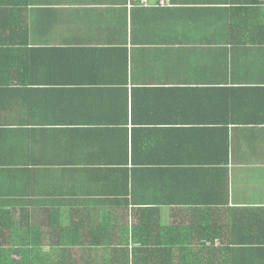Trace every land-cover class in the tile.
<instances>
[{
  "label": "crops",
  "instance_id": "0c3cea01",
  "mask_svg": "<svg viewBox=\"0 0 264 264\" xmlns=\"http://www.w3.org/2000/svg\"><path fill=\"white\" fill-rule=\"evenodd\" d=\"M241 1L0 0V164L42 167L61 264L119 239L146 264L160 244L164 264H264V7Z\"/></svg>",
  "mask_w": 264,
  "mask_h": 264
},
{
  "label": "trees",
  "instance_id": "16d2710c",
  "mask_svg": "<svg viewBox=\"0 0 264 264\" xmlns=\"http://www.w3.org/2000/svg\"><path fill=\"white\" fill-rule=\"evenodd\" d=\"M172 5V0H169ZM219 2H226L231 4L241 2V0H217ZM152 2H156L153 0ZM255 5H262L264 7V0L262 3L259 0H254ZM131 4V3H130ZM152 4V3H150ZM254 4V3H252ZM136 4L132 7L136 8ZM228 12V10H225ZM264 12V11H263ZM260 28H264V24L258 23ZM5 160H0L4 162ZM42 167L37 166H22L0 164V264H61L64 263L65 254L61 251H67L68 246L65 241L67 229L64 224H61V218L66 216L64 213L44 209L43 212L38 210L37 202H40L45 196L44 193H34L35 177L37 171ZM14 176V177H10ZM5 179V181H4ZM27 188V193L25 192ZM59 196V202L66 204L65 198L71 200L80 193H68L61 190L56 193ZM72 209L70 212L71 219L75 221L82 219V212L79 211L82 202L79 205H74L70 201ZM65 218V217H64ZM80 228V227H79ZM72 233L76 234L79 229L74 225L70 229ZM100 229H89L91 235H97ZM123 234L128 233L127 229L122 230ZM74 234H72L74 236ZM81 235V234H80ZM127 236V234H126ZM122 237V236H121ZM49 238V240L45 239ZM47 241V245L42 244ZM119 239L116 243H110L106 248L110 251L104 255L99 264H146L148 257L140 255L137 257L133 252L130 253L129 244L121 242ZM51 245L52 247H60L55 251L60 254L54 256L51 252L48 255L42 253L44 246ZM162 244L156 246L158 250H153L152 254H160L155 258L152 264H164V259L161 253ZM40 248V252H37ZM53 253V261L50 258ZM214 252L207 251L206 258L210 261V257Z\"/></svg>",
  "mask_w": 264,
  "mask_h": 264
},
{
  "label": "built area",
  "instance_id": "2783aa9c",
  "mask_svg": "<svg viewBox=\"0 0 264 264\" xmlns=\"http://www.w3.org/2000/svg\"><path fill=\"white\" fill-rule=\"evenodd\" d=\"M152 1L153 0H130V3L133 5L134 4H136V5H138V4H150V3H152ZM156 1H158V5L162 6V7H166L170 4L169 0H156Z\"/></svg>",
  "mask_w": 264,
  "mask_h": 264
},
{
  "label": "rangeland",
  "instance_id": "374dc122",
  "mask_svg": "<svg viewBox=\"0 0 264 264\" xmlns=\"http://www.w3.org/2000/svg\"><path fill=\"white\" fill-rule=\"evenodd\" d=\"M162 7V6H161Z\"/></svg>",
  "mask_w": 264,
  "mask_h": 264
}]
</instances>
